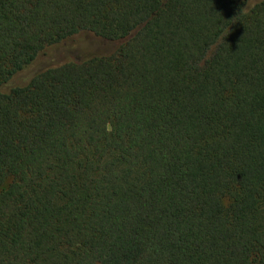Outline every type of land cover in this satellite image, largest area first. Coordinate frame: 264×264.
<instances>
[{"label": "trees", "instance_id": "16d2710c", "mask_svg": "<svg viewBox=\"0 0 264 264\" xmlns=\"http://www.w3.org/2000/svg\"><path fill=\"white\" fill-rule=\"evenodd\" d=\"M0 264H264V0H0Z\"/></svg>", "mask_w": 264, "mask_h": 264}]
</instances>
